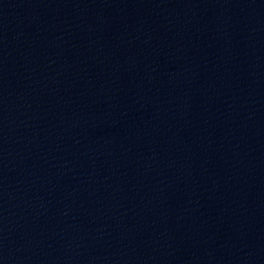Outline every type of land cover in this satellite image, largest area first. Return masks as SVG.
I'll list each match as a JSON object with an SVG mask.
<instances>
[{
  "label": "water",
  "instance_id": "1",
  "mask_svg": "<svg viewBox=\"0 0 264 264\" xmlns=\"http://www.w3.org/2000/svg\"><path fill=\"white\" fill-rule=\"evenodd\" d=\"M0 264H264V0H0Z\"/></svg>",
  "mask_w": 264,
  "mask_h": 264
}]
</instances>
